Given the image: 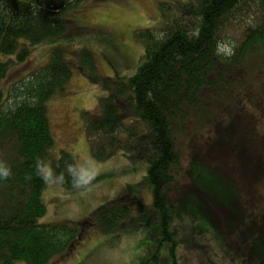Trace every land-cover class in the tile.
Listing matches in <instances>:
<instances>
[{
	"label": "trees",
	"instance_id": "1",
	"mask_svg": "<svg viewBox=\"0 0 264 264\" xmlns=\"http://www.w3.org/2000/svg\"><path fill=\"white\" fill-rule=\"evenodd\" d=\"M83 1L0 0V160L12 169V175L0 181V264L56 262L83 237L82 222L40 221L46 212L47 183L35 170L39 157L65 173L63 186H74L66 165L78 156L67 148L53 150L47 105L71 76L66 49L53 48L45 64L1 86L14 57L25 61L32 45L74 29L71 12ZM159 8L157 23L136 31L144 51L134 73L100 75L88 50L78 53L102 89L97 110L82 113L92 155L97 160L120 154L131 161L145 159L144 180L152 196L151 209L139 201L136 214L130 199L132 193L140 198L137 189L108 200L93 210L86 225L95 222L109 232L127 222L156 217L160 224L156 233L172 241L173 256L171 220L183 212L199 223V211L206 209L188 193L195 191L203 198L205 185L193 189L179 184L180 175L187 173L191 180L200 168L198 181H206L208 188L220 182L227 185L224 195L219 189L212 192L218 200L205 197L208 209H213L206 213L210 222L201 223L202 231H213L222 241L226 234L235 237V250H242L239 257L245 260L260 246L257 255L264 263V202H260L264 198L259 194L264 187V106L257 100L258 89L255 92L248 84L251 78L264 84L258 77L262 71H257L264 54V0H169ZM245 15L251 20L227 44L226 30ZM225 95L230 102H225ZM235 106L238 113L233 116ZM195 140L200 143L192 150ZM186 150L192 151L187 169ZM232 220L235 229L223 233ZM245 226L254 233L246 239Z\"/></svg>",
	"mask_w": 264,
	"mask_h": 264
},
{
	"label": "rangeland",
	"instance_id": "2",
	"mask_svg": "<svg viewBox=\"0 0 264 264\" xmlns=\"http://www.w3.org/2000/svg\"><path fill=\"white\" fill-rule=\"evenodd\" d=\"M163 1L169 0H84L71 12L74 29L32 45L25 61L14 57L8 75L1 83V86L6 87L13 80L45 64L55 47L65 48V57L72 63V73L64 89L47 101L48 116L55 137L53 150L57 153L60 148H67L77 154L78 159L92 158L95 162V175L82 187H65L61 183L46 184L43 194L46 212L40 221L73 220L85 224L83 237L70 254L49 264H171L172 260L176 264H264L261 256L257 255L260 246L254 249L250 260L248 258L245 260L246 258L239 257L242 250L239 252L235 250L237 247L235 237L226 234L222 241L213 231H202L201 223L210 222L206 213H211L213 209L211 207L208 209L206 198L210 201L218 200L212 192L219 189L224 195L227 192V185L220 182L219 185L208 188L206 181H198L197 177L202 173L200 168L191 180L187 173L180 175L179 184L180 187L193 189L205 185L203 193L206 198H199V193L195 191L188 190V193L195 196L199 207L206 209L200 210L196 206L200 210L199 223L183 212L171 220L168 226L172 230L173 240H176L173 256L170 251L172 241L168 238L162 240L161 235L156 233L157 226H160L156 217L133 224L127 222L126 225L109 232H103L95 222L86 225L87 220H91L93 210L108 200L121 195L128 196L137 189L140 198H136L132 193L130 199L133 214H136L137 202H143L150 208L152 196L144 180L147 171L145 159L131 161L120 154L106 160H97L92 155L82 113L97 110L98 96L102 89L99 84L92 81L89 69L81 64L78 53L80 54L82 49H87L94 59L96 72L100 75L134 73L144 51V42L137 38L136 31L157 23L158 18H161L159 7ZM250 20L251 17L245 15L238 22L232 23L226 30L225 42L228 44V40L234 41ZM224 45L225 43H222L223 48ZM257 66V71H262L258 77L264 81V54ZM257 81L258 78H251L248 84L252 85L255 92L258 89L257 100H261L264 106V92L260 88H264V84L260 86V83L256 84ZM237 85L236 89L240 90L238 81ZM223 99L230 102L228 95ZM231 112L233 116L238 113L236 106ZM199 143L198 140L193 141L191 149H197ZM191 153L192 151L186 150L183 161L186 169L191 161ZM200 166L201 164L198 167ZM261 182L264 185V179ZM259 194L264 198L263 186ZM260 202H264V199ZM177 209L178 206L176 211ZM232 228L235 229L233 220L231 224L224 225L223 233ZM242 232L245 239L254 234L248 226H245ZM154 255L157 256V260L153 258ZM16 264L27 263L18 260Z\"/></svg>",
	"mask_w": 264,
	"mask_h": 264
},
{
	"label": "clouds",
	"instance_id": "3",
	"mask_svg": "<svg viewBox=\"0 0 264 264\" xmlns=\"http://www.w3.org/2000/svg\"><path fill=\"white\" fill-rule=\"evenodd\" d=\"M221 51H225L221 49ZM230 53L231 49H227ZM36 174L45 183H63L66 179L64 172H57L50 162L37 158L35 162ZM66 172L75 187L87 185L95 175V162L90 157H82L66 165ZM12 175L11 166L4 160H0V181H4Z\"/></svg>",
	"mask_w": 264,
	"mask_h": 264
}]
</instances>
